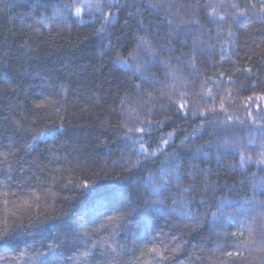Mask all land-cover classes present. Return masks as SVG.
I'll return each mask as SVG.
<instances>
[{"label":"trees","instance_id":"16d2710c","mask_svg":"<svg viewBox=\"0 0 264 264\" xmlns=\"http://www.w3.org/2000/svg\"><path fill=\"white\" fill-rule=\"evenodd\" d=\"M0 264H264V0H0Z\"/></svg>","mask_w":264,"mask_h":264},{"label":"snow or ice","instance_id":"6c2138e0","mask_svg":"<svg viewBox=\"0 0 264 264\" xmlns=\"http://www.w3.org/2000/svg\"><path fill=\"white\" fill-rule=\"evenodd\" d=\"M233 7H236V5H233ZM243 15H244V13H240V16H243ZM220 19L223 20V17H221ZM137 87H139V86H137ZM141 131H143V130L141 129ZM88 187H89V185H87V184L84 185V188H88ZM233 235L235 236L236 233H233ZM5 238H6V237H5ZM228 255H229V256H232V253L229 252Z\"/></svg>","mask_w":264,"mask_h":264}]
</instances>
